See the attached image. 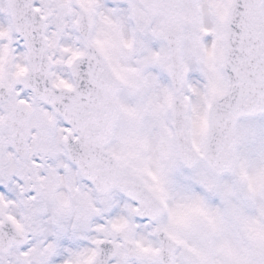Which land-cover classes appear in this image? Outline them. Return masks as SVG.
<instances>
[{
  "label": "snow or ice",
  "instance_id": "6c2138e0",
  "mask_svg": "<svg viewBox=\"0 0 264 264\" xmlns=\"http://www.w3.org/2000/svg\"><path fill=\"white\" fill-rule=\"evenodd\" d=\"M0 264H264V0H0Z\"/></svg>",
  "mask_w": 264,
  "mask_h": 264
}]
</instances>
